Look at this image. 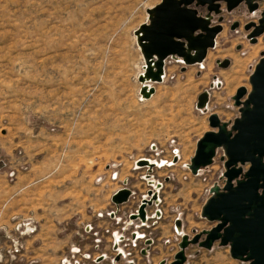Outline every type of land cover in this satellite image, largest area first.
<instances>
[{
	"label": "rangeland",
	"instance_id": "obj_1",
	"mask_svg": "<svg viewBox=\"0 0 264 264\" xmlns=\"http://www.w3.org/2000/svg\"><path fill=\"white\" fill-rule=\"evenodd\" d=\"M156 3L0 0V264H59L69 244L91 241L85 223L113 209L111 196L125 179L133 193L119 213L132 211L148 191L164 197L157 221L170 233L171 252L182 234L191 238L214 225L200 211L209 188L223 184L222 150L198 175L187 165L196 139L211 129V113L228 123L239 116L232 96L240 86L250 90L264 53V31L252 43L243 26L257 22L264 0L252 11L243 2L227 11L220 2L210 23L222 30L203 62L166 58L162 80L147 82L153 92L144 98L134 36ZM233 22L239 26L230 29ZM225 59L226 67L217 64ZM203 91L207 105L198 109ZM140 158L164 163L147 172L133 166ZM185 252L187 264H249L218 242Z\"/></svg>",
	"mask_w": 264,
	"mask_h": 264
},
{
	"label": "snow or ice",
	"instance_id": "obj_2",
	"mask_svg": "<svg viewBox=\"0 0 264 264\" xmlns=\"http://www.w3.org/2000/svg\"><path fill=\"white\" fill-rule=\"evenodd\" d=\"M192 2L157 0L150 6L141 36L146 55L162 49L182 51L185 41L189 47L197 45L201 36L196 29L200 25L195 11L187 7ZM251 84L243 115L233 129L209 131L199 145L200 153L220 146V158L230 163L251 161L247 168L241 167L240 179L230 180L228 187L208 201L207 209L209 217L219 221L224 241L241 252L256 246L264 248V73L254 75Z\"/></svg>",
	"mask_w": 264,
	"mask_h": 264
},
{
	"label": "water",
	"instance_id": "obj_3",
	"mask_svg": "<svg viewBox=\"0 0 264 264\" xmlns=\"http://www.w3.org/2000/svg\"><path fill=\"white\" fill-rule=\"evenodd\" d=\"M257 1H261V0H193L192 3L187 5V7L195 11L196 14L195 19L196 21H198L200 25L196 29V32L201 36V40L197 43L195 47L187 46V42L185 41L186 46L183 48L182 51H169L166 49H162L158 52H153L151 56L146 55L144 50V41L141 39V36L143 35L142 30L147 25L146 23L141 24L138 28L140 30V36L138 37L137 45L140 49V52L144 60V65H145L144 71L146 75L150 77L152 81L160 82L162 80L161 74L163 72L164 61L166 58L173 55L177 57H181L185 64H197L199 62H202L205 59L207 50L215 46V37L222 30V26L219 23L217 24L210 23V20L212 18L211 13L218 14L220 11L219 10L220 2L225 3V7L227 11L232 10L242 2L246 4V6L250 11H252L257 8V4H256ZM192 4L194 6L205 7L207 13L204 16L199 15L195 8L190 7ZM147 13H150V8L147 9ZM220 19L221 18H218L219 21ZM238 26H239L238 22H233L230 25V29H235ZM243 28L248 31L247 37L249 41L252 43L255 42L256 38L264 31V9L262 10L260 18L256 23L251 21L249 23L244 24ZM228 63L229 61L227 59L220 62L217 61V64H219L221 67H226ZM257 73H264V53H261L258 62L254 66L253 72L249 76L250 89L252 87L251 84L252 78L254 75H257ZM152 92H153V88H148V92L142 94L140 89V94L144 98L150 97ZM249 94H250L249 91H247V89L244 86H240L236 89L234 96H232V100L234 105L238 107L239 116L234 118L231 123L221 121L218 118V116L214 113H211L208 116L207 121L211 129L205 131L202 134V136L198 138L196 141L194 154L190 158V162L188 164V168L191 174L196 175L200 169L207 167L208 165H211L216 155L217 149H221L223 152V149L220 146H217V148L214 151H210V152L205 151L203 153H200L199 151L200 142L209 133V131L215 132L217 130H220L221 128H223L224 131L232 130L236 121L243 115L241 110L244 107L245 102L248 100ZM206 105H207V92L203 91L197 97L196 108L202 109L205 108ZM220 161L222 162V166H223V172L221 174V177L223 179V184L222 186L214 184L209 188V197L202 205L200 211V216L206 219L207 221L214 223V225L209 229H204L194 233L191 238H189L186 234H182L180 242L178 243V251L175 253L173 257V261L169 264H185L186 261L185 248L189 244H198L199 247L209 250L211 249L212 245L215 242H218L220 246L223 247L227 246L229 249L230 257L235 260L248 262L249 264H264V248L260 249L258 246H256L250 248L247 252H241L238 249H233L230 243H226L224 241L223 229H219V221L216 219H211L209 217L207 211L208 201L212 199L214 195H217L226 187H228L230 180L236 181L241 178L240 177L241 167L243 168V166L246 164L248 167V165L251 164V161L242 162L240 160H236L235 163H230L228 159L222 160L221 158ZM138 163L140 165L147 166V168H149V171L154 166V164H147L145 160H139ZM233 173L236 174L233 175ZM147 193L148 196L151 197L150 200L144 199L142 203L139 205L137 215L135 214L131 215L130 216L131 219L139 218L142 221L144 220L145 207L150 206L152 204V201H154L157 197L156 193L151 194V191H148ZM129 196H130V190L127 188H121L112 194L111 201L116 205H120L127 202ZM261 219L262 221H264V214H262ZM178 223L179 220H176V226L179 227ZM201 237H203L202 240H200ZM147 242L150 243V240H148ZM118 259L119 257H116V260ZM160 264H164V261H162Z\"/></svg>",
	"mask_w": 264,
	"mask_h": 264
},
{
	"label": "crops",
	"instance_id": "obj_4",
	"mask_svg": "<svg viewBox=\"0 0 264 264\" xmlns=\"http://www.w3.org/2000/svg\"><path fill=\"white\" fill-rule=\"evenodd\" d=\"M200 137L201 136H199L198 138ZM199 171H201V169ZM199 171L196 175L199 174ZM159 185H161V183H159ZM164 203H165L164 197L161 198L157 196L156 202L153 203L152 206H150V209H149L150 213L153 212L155 209H161V211L163 210L162 212L165 213L166 207L163 206ZM129 211L130 210H127L125 213H119L117 216L118 217L117 221L109 220L105 215L98 217L97 215L92 214V216L90 217L91 220L85 223L84 226L87 225L86 228H90L92 230L91 233L93 235L98 236V234H101V237H99V243H100V246L103 248L102 251L105 252L106 258L103 261H101L99 264H111L110 259L111 257L114 256V254L111 251V244L113 242V238L114 237L117 238L118 235L121 233L122 226H124V230H125L124 232H122L124 237L128 236L130 231H135L136 235L144 234L143 238H141L138 241L137 247L134 249H131L128 246H126V242H121L116 246L118 250H121V251L130 250L133 253L128 259L133 258L136 264H160L162 260H166L167 263L170 262L172 260V256L174 255L176 251H173V252L170 251L171 250L170 248L171 247V243H170L171 237H170V233L167 232V229H164L165 227H164V223L162 222L163 220L153 222V220L148 219L145 222V225L139 224V222L136 220H133L132 222H130L131 218H127V214ZM165 218H166V215H165ZM133 224L135 225V227L131 226ZM111 232H115L114 237L113 235H111ZM145 238L150 239L152 245L149 247V250H150L149 255L147 257H142L139 254L141 252V250L139 252V249L145 245L146 243V241L144 240ZM81 241L83 242V240L80 239L79 241H75V243H79ZM145 248L146 249L148 248L147 245L145 246ZM169 254L171 255V258L165 259V257H167ZM185 254L186 256H188L186 252ZM126 263H127V259H121L118 264H126ZM187 263H188V258H187Z\"/></svg>",
	"mask_w": 264,
	"mask_h": 264
},
{
	"label": "flooded vegetation",
	"instance_id": "obj_5",
	"mask_svg": "<svg viewBox=\"0 0 264 264\" xmlns=\"http://www.w3.org/2000/svg\"><path fill=\"white\" fill-rule=\"evenodd\" d=\"M258 2L259 1L256 2L257 7H258ZM258 19H257V21H258ZM147 181H149V179H147ZM153 182H155V181H153ZM155 183L154 184L152 183V184L155 185ZM118 214H119V212H118ZM178 229L179 230H177L176 227H175L176 232L180 233L181 232L180 227H178ZM91 231L89 233L91 235V239L90 240H92V238L95 237V235H93L91 233ZM112 233L113 232H111V235H113V237H114L115 232H114V234H112ZM99 237H101V234H98V238ZM117 238L114 237L113 239L117 240ZM80 239L81 240L88 239V236H85V237L82 236ZM145 239H146L145 240L146 243H145L144 246H142L144 248L139 253L142 257H147L149 255V251H150L149 247L152 245L151 241H150V243L147 242L150 239H147V238H145ZM202 239H203V237H201L200 240H202ZM117 245L118 244H116V243L113 244V245L111 244V251L114 254V256L111 257V259H110L111 264H118L121 259H127V263L126 264H130V263L131 264H136V262H135V260L133 258L128 259L133 253L130 250H125V251L118 250L116 248ZM146 245L148 247L147 249L145 248ZM190 245H197L198 246V244H189L188 246H190ZM126 246H127V244H126ZM187 247L185 248V250L187 249ZM102 249L103 248L100 246V243H99V250L98 251L93 250L92 247H91V241L90 242H85V241L82 242L81 241L79 243H71V244H69V246H67L66 250H64V253L61 256L59 264H99L101 261H103L106 258L105 252H103ZM131 249H134V248H131ZM175 253H174V255H175ZM95 254H102L97 261H93V257H94ZM174 255L172 256V260L170 262H168V263L166 262V260H162V261H164V264L171 263L173 261ZM185 256H186V254H185ZM116 257H119V259L116 260ZM129 260H131V261H129ZM185 264H187V256H186Z\"/></svg>",
	"mask_w": 264,
	"mask_h": 264
},
{
	"label": "built area",
	"instance_id": "obj_6",
	"mask_svg": "<svg viewBox=\"0 0 264 264\" xmlns=\"http://www.w3.org/2000/svg\"><path fill=\"white\" fill-rule=\"evenodd\" d=\"M138 161H139V160H138ZM134 163H135V161H134ZM138 164H139V163H138ZM133 166H134V165H133ZM134 167H135V166H134ZM145 167L147 168V166H145ZM135 168H137V167H135ZM115 175H116V173L114 172L113 177H114ZM111 177H112V175H111ZM126 180H127V179H125V180L122 182V185H123V186H120L119 189H121V188H127V187H125ZM147 184H148L149 187H152V189H153V185H152L150 182H147ZM151 185H152V186H151ZM119 189H118V190H119ZM128 189H129V188H128ZM129 190H130V196H129V198H128V201L130 200V198H131V196H132V193H133V191H132L131 189H129ZM115 192H116V191H115ZM151 194H153V191H151ZM156 194H157V193H156ZM157 196H158V194H157ZM150 198H151V197L148 196L147 194H143L142 196H140V198L138 199L136 205L133 207L132 211L128 212V214H127V218H131L130 216L133 215V214L137 215L139 205L142 203V201H143L144 199H145V200H150ZM156 200H157V197H156V199H155L154 201H152V204L155 203ZM128 201H127V202H128ZM111 202H112V201H111ZM127 202H125V203H127ZM112 204H113V205H112L113 209H111L110 211L104 212V214H105L106 217H108L109 220H115V221H117V220H118V217H117V216H118V212H119V209H120V205H121V204H120V205H116V204H114L113 202H112ZM123 204H124V203H123ZM152 204H151L150 206H152ZM150 206H146L145 209H144V212H145V218H144L143 221L140 220L139 218H137V219H130V222H132L133 220H136V221L139 222V224H143V225H145V222H146L148 219H149V220H153V222H157V220L161 219V217H162V211H161L160 209H155L153 212L150 213V211H149ZM97 216H99V217L102 216V213H98ZM177 219H178V218H176L175 221H176ZM131 226L135 227L134 224L131 225ZM174 229H175V227H174ZM87 230H88V231H86V228H84V231H85L87 234H89V232L91 231V229L88 228ZM124 231H125V230H124V226H122V227H121V233L118 235L117 240L113 239L112 245L115 244V243H116V244H119V243H121V242H126V244H127V246H128L129 248H136V247H137V244H138V241H139L141 238H143L144 234L136 235V232H135V231H130L129 234H128V236L124 237V236H123V233H122V232H124ZM112 234H114V232H113ZM144 240H146V239H144ZM165 241H167V240H165ZM91 247H92V249L95 250V251H98V250H99V238H98V236H95V237L92 238V240H91ZM143 248H144V247L140 248V249H139V252H140V250H142ZM101 255H102V254H97V255H95V256L93 257V261H97ZM126 255H127V254H126ZM129 261H131V260H129Z\"/></svg>",
	"mask_w": 264,
	"mask_h": 264
},
{
	"label": "bare ground",
	"instance_id": "obj_7",
	"mask_svg": "<svg viewBox=\"0 0 264 264\" xmlns=\"http://www.w3.org/2000/svg\"><path fill=\"white\" fill-rule=\"evenodd\" d=\"M150 17V13H147V19ZM140 36V30L139 29H137V31H136V35L134 36L135 37V41L138 43V37ZM173 58H176V56H172ZM203 62V61H202ZM202 62H199V63H197V64H200V63H202ZM144 68H145V65H143V71L139 74L140 76V80H139V83H140V87H139V89H141V92H142V94H145V93H147L148 92V85H147V82H149V81H152L151 79H150V77H148L147 75H146V73H145V71H144ZM163 75H164V72H162V74H161V78H163ZM152 95V94H151ZM150 95V96H151ZM138 160H145L146 162H147V164H155V165H162L164 162L162 161V162H156V161H154V160H150V159H147V158H140V159H137L136 161H135V163H134V166L135 167H138ZM144 166V165H143ZM188 166V165H187ZM149 171V168H147V172ZM144 177L146 178V179H149L150 180V177H148L147 178V174H145L144 175ZM149 182H152L153 184L155 183V182H153V180H150ZM156 185H157V183H155V185H154V187H156ZM176 227V229L177 230H179L178 229V226H175Z\"/></svg>",
	"mask_w": 264,
	"mask_h": 264
}]
</instances>
